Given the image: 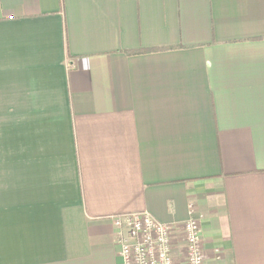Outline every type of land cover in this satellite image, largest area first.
I'll list each match as a JSON object with an SVG mask.
<instances>
[{"label":"crops","instance_id":"1","mask_svg":"<svg viewBox=\"0 0 264 264\" xmlns=\"http://www.w3.org/2000/svg\"><path fill=\"white\" fill-rule=\"evenodd\" d=\"M135 212L264 264V0H0V264H119Z\"/></svg>","mask_w":264,"mask_h":264},{"label":"built area","instance_id":"2","mask_svg":"<svg viewBox=\"0 0 264 264\" xmlns=\"http://www.w3.org/2000/svg\"><path fill=\"white\" fill-rule=\"evenodd\" d=\"M118 229L119 264H204L199 223L193 217L182 226L183 254L176 258L172 226L147 212L128 213L113 218Z\"/></svg>","mask_w":264,"mask_h":264},{"label":"trees","instance_id":"3","mask_svg":"<svg viewBox=\"0 0 264 264\" xmlns=\"http://www.w3.org/2000/svg\"><path fill=\"white\" fill-rule=\"evenodd\" d=\"M152 51H154V50H152ZM141 52H145V51H141Z\"/></svg>","mask_w":264,"mask_h":264}]
</instances>
